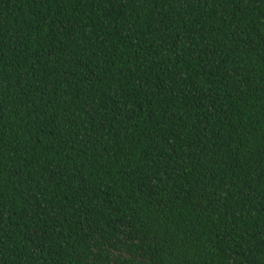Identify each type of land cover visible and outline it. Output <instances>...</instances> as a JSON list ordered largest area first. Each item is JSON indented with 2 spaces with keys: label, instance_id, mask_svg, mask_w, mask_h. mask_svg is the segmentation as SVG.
<instances>
[{
  "label": "trees",
  "instance_id": "1",
  "mask_svg": "<svg viewBox=\"0 0 264 264\" xmlns=\"http://www.w3.org/2000/svg\"><path fill=\"white\" fill-rule=\"evenodd\" d=\"M0 264H264V0H0Z\"/></svg>",
  "mask_w": 264,
  "mask_h": 264
}]
</instances>
